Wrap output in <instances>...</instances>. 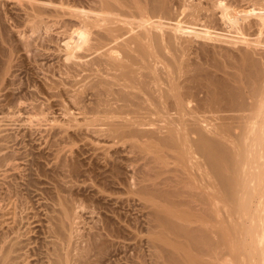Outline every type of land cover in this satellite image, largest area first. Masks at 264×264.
<instances>
[{
	"label": "bare ground",
	"instance_id": "obj_1",
	"mask_svg": "<svg viewBox=\"0 0 264 264\" xmlns=\"http://www.w3.org/2000/svg\"><path fill=\"white\" fill-rule=\"evenodd\" d=\"M38 1L40 2L38 4L36 2L35 5L39 6L37 9H41L38 12L42 9L52 8L49 9L50 14L53 12L55 14V16L51 15L52 17L64 16L62 19L65 24L60 21L64 27L66 24H71V28L70 25H67L66 29L69 27V30L64 31L70 32L68 36L65 35L67 37L63 41L66 52L65 60L68 58L69 61L77 60V76L83 74L82 78L79 77V79L81 78L80 81L78 80V91H74L75 95L72 93L76 96L78 92V98L72 97L76 100H74L75 102L78 101V106L74 101L72 103L78 107L79 115H82L81 120H84V123L87 122L84 125L89 129L95 128L94 132L102 133L107 136L106 138L110 137L115 141L118 140V142L123 139H130L132 141L129 140L131 149H134L135 152H141V156L145 154L149 158L147 162L149 160V164H151L148 169V163L141 157L147 163V165L143 164V166H147V171H150L151 166L157 168L155 172L152 167V171L154 169L155 173L153 177L156 176L157 178L149 185L151 175L150 181H147L148 184L144 182V187L142 186L139 188L140 191H136V194H141L139 197L143 196L144 200L154 205L153 218L164 229H168L167 231L182 232V235L179 233V235H175L179 238H183L185 235L183 239H186L184 241H187L194 248L192 250L197 247L202 252L203 250L205 252L210 251L211 248L213 250L216 245L213 246L212 244H217V249L220 245L226 248L225 245L229 244L227 243L229 240L231 243V235L234 236L233 231L236 232V229L239 230L237 232L239 241L238 238L236 239L238 242H243L247 233L250 235L255 231L256 239L250 238L251 235L248 236V240L251 239L249 244L251 243L252 247L250 245L251 249L247 247L249 252L246 248L244 249L245 253L247 252L245 256L244 251H241L239 246H236L237 243L233 242L237 247V252L240 250L238 253H234V250L231 251L234 253L231 255L233 259L226 258L228 252L225 251L226 254L223 257L228 259L227 261L224 258L222 261L219 254H217L219 257L216 258L215 255V258L216 261L220 259L217 264H237V262L240 264L239 257L243 256L245 261L247 260V263L244 261L243 264H264L262 257V255L264 256V235H261L264 234L262 232L264 231L262 229L264 226V208L262 206L260 208V204H264V0H195L196 2H193L194 0ZM55 2L58 5H55ZM66 16L70 19L69 21L65 20ZM216 20L231 28L232 30H230L234 31L232 33L237 37H232L230 30L228 32L231 39L230 36H228L229 39L227 37L224 39L221 34L220 37L217 36L219 35L215 33L217 31L214 32L216 36L213 35L209 31L213 27H207L208 23L205 22H211V24L214 22L215 25ZM198 21L206 24L205 26L201 23L205 26L202 27V30L193 28L195 22L201 26ZM182 22L186 25L188 22V25L183 26ZM185 37L211 41L212 43L218 42L220 47L221 44L238 45L241 49L235 48L236 54H234V47L231 48L233 54L230 53L231 55L227 57V53H225L220 60L214 55L212 62L208 61L211 64V66L209 65L210 68L213 67L211 69L214 70V73L210 72V74L204 70L205 68L202 69L198 62V64L195 62L196 65L187 64L186 61L189 60L186 59L187 56L184 54L186 52L180 43L182 40H179ZM224 50L228 52L229 49ZM229 52L231 51L229 50ZM183 57L186 61L183 60ZM189 63H193V61L191 62L190 59ZM73 64L75 65V63ZM202 64L205 65V63ZM190 72H192V76ZM215 72L220 73L221 76L214 77ZM187 74L190 75L187 79L189 84L198 85L207 93V101L205 102L210 108L204 106L206 110H203L205 113H202L209 112L213 116L199 115L198 113L202 108L196 113L194 108L189 107L191 105L188 106L189 102L184 100L188 96L182 97L179 80ZM181 81L183 82V79ZM69 123L71 122L69 121ZM146 156L143 157L146 159ZM146 174L148 177L150 176L145 173L144 177ZM166 174L167 177H165ZM163 175H165L164 178H160ZM159 178L160 181L157 180ZM156 202L163 204L158 205L157 203V206ZM230 207L231 211L233 208L237 209L235 212L240 210L239 215L242 212L243 214L248 213L245 214L247 215L245 217L248 218L247 222H249L246 225L243 224L246 220L241 217L244 215H238L239 221L242 222L241 218L244 220L242 223L240 222L245 226L244 230L246 228V231L243 232L246 233L243 234L244 240L240 238L242 235H239L242 230L234 226L238 221L235 220L236 223L231 221L230 215L227 218L225 214ZM262 211L263 213H261ZM223 212L227 218V224H230L231 221L230 226L235 228L230 227L232 234L227 237L229 231L221 229L222 225L217 222L220 220L216 221L214 218L220 225L218 231L221 233L222 230L226 236L224 233L219 234L216 231L218 235H221V238L224 235L222 240L227 237L224 242L225 245L220 244L222 240L219 242L221 238H218L217 233L213 232L215 230L212 232L216 234L214 236L218 239L219 244L217 242L205 243L208 240L213 241V236L210 235L212 233L209 234V231L207 234L206 231L205 235L201 231L200 236L199 234L196 236L192 232L196 233L197 227L196 231L189 229V225L174 227L176 225L174 223L172 225L171 221V218L177 217L184 220L185 223V221H189L183 219L185 216L192 217L194 215H200L197 216L200 218L220 216L222 219ZM249 212L251 213L249 214ZM233 218L236 219V216ZM199 229L205 231L202 226ZM161 232L163 233V231ZM177 236L175 237L177 238ZM209 236L212 240L207 238ZM164 238L166 239V237ZM162 243L164 242L162 241ZM261 243L263 247L260 246ZM205 244H210V246ZM242 244L244 245V243ZM204 245L207 246L208 250ZM11 246L10 249H13V244ZM203 246L204 249H202ZM208 246L211 248L209 249ZM7 247H4L6 251ZM10 249H8V253L12 251ZM209 251L207 253L212 254V258L208 256L209 259H213L215 250L210 251L211 253ZM166 252L168 251L165 249ZM216 252L218 253V250ZM241 252L243 256H241ZM169 254L171 258L168 256ZM169 254L167 256L170 259L175 257L171 256L172 252ZM4 255L0 254L1 258L7 259V255L2 257ZM255 256H257V260L260 258L261 261L254 260ZM173 260L176 261L175 258ZM2 261L7 263L8 260H1L0 264ZM188 261L190 262V260ZM65 262L66 259L64 260L62 257L55 264H65Z\"/></svg>",
	"mask_w": 264,
	"mask_h": 264
},
{
	"label": "rangeland",
	"instance_id": "obj_2",
	"mask_svg": "<svg viewBox=\"0 0 264 264\" xmlns=\"http://www.w3.org/2000/svg\"><path fill=\"white\" fill-rule=\"evenodd\" d=\"M36 2L38 4L40 1L0 0V254L4 255L5 253L7 255V259H3L0 256V261L8 260V264H55L58 259L63 257L64 260L66 259L65 264H217L220 259L222 261L229 257L233 259L231 258L233 257L231 256L233 253L231 251L234 250V253L240 252V250L237 252L238 246L241 251H244L245 256L247 252L245 253L244 249L246 248L247 250V247L250 249L252 247V244H249L251 239L248 240V236L251 235L250 238H257L255 231L254 235L247 233L246 236V233H243L246 231V228L244 230V225L249 223L247 222L248 218L245 217L247 216L245 214L248 213L243 214L242 212L244 216H241L242 214L239 215L240 210L235 212L237 209L233 208L231 211V207L227 209V212L225 210L227 218L230 215L229 219L231 221H238L234 226L242 230L239 235H245V240L244 236L240 237L243 238V242H238L239 236L237 232L239 230L233 231L235 238L232 236L230 227L232 228L233 226H230L232 224L230 220V224H227L228 221L226 222L227 218L224 212L222 219L219 215L220 219H217L219 217L211 214L214 217L209 215L211 218H207L204 215H202L204 216L203 218L197 217L200 215L185 216L183 219L189 220L185 221V223L184 220L177 217L171 218L172 225H176L174 227L189 225L188 228L195 231L197 227L200 232H192L193 235L196 234L197 236L201 231L202 234L204 232V235L206 231V234L208 231L209 234L212 233L210 235L211 237L213 236V241L208 240L205 243H218V239L214 236L216 234H213V232L217 231L221 234V229L229 231V234H226L227 237L232 234L230 238L232 241L230 243V240L228 242L226 240V242L231 244L230 246L227 243V245L224 244L227 237L222 240L225 235L224 232L222 238L221 235L219 236L216 233L218 238H221L219 242L222 240L220 244L223 243L222 245H225L230 251L224 246L221 247V245L217 249V244L212 243L213 246H216L211 250L210 244H205L209 245L211 252L215 250L213 259H211L212 254L209 255L207 253L209 251L206 248L207 246L204 245L208 250H206L207 252L203 250L205 253L197 247L198 252L196 248L192 250L194 248L187 241H184L186 239H183L185 235L183 238H179L175 234L180 231H176L177 233L174 232L175 230L167 231L168 229H164L153 218L154 205L144 200L143 196H141L143 199L139 197L141 194H136V191H140L141 189L139 188L144 187V182L148 184L151 179L150 185L157 178L156 176L153 177V174H155L154 166H151L149 172L147 171L151 164H149V160L147 162L149 158L143 154V156H146L145 159V157L141 156V152H135L134 149H131L132 141L130 139L120 140L119 143L118 140L115 141L110 137L106 138L107 136L102 133L94 132L95 128L89 129L84 125L87 122L84 123V120H81L82 115H79L78 107L72 103L76 99L75 97L78 96V92L74 96L76 94L74 91H78V80L80 81L83 74L80 75L79 73V77L82 76L79 79L77 76V60L74 61L72 59L74 62L72 60L69 61V58L67 59L68 61L65 60L66 52L63 41L70 32L64 31L69 30L71 24H66L64 27V16L59 17L56 15L57 17H52L51 15L55 16L53 11L50 14L52 8H49L50 10L46 8L48 11L45 9L48 13L44 9L40 11L42 13L38 12L41 9H37L39 6H35ZM193 2L196 1L194 0ZM55 5H58V3L55 2ZM65 20L69 21L70 19L66 16ZM60 21L64 24L60 23ZM218 22L216 20L215 25L213 24L214 22L212 24L211 22H205L208 23L207 27H213L209 30L213 35L217 33L219 34L217 36L220 37L221 34L224 39L228 38V36L231 39V35L232 37H237V35L233 34L234 31H231V28ZM195 23L193 28L196 30H202V27L206 26L202 21L198 23L201 26ZM201 23L205 24V26ZM182 24L187 26L188 22L187 25L183 22ZM217 24L219 26H216ZM67 25L70 26L66 29ZM229 30L231 35L228 32ZM65 35L67 36L65 37ZM179 40H182L180 43H182L181 45L186 52L184 54L187 58L185 55L184 57L189 61H186L184 57L183 60L188 65H194L195 62L196 64L199 63L198 65H201L202 69L205 68V71L212 74L214 70L211 69L213 67L210 68V63L214 59L213 57H219L218 59L220 60L225 53H227L228 57L234 52L236 54V49H241L238 45H230V47L227 44H221L220 47L218 42H214V44L211 41H203L197 38L189 39L185 37ZM223 48L229 49L231 52L229 50L227 52ZM231 48L233 50L236 48L233 53ZM189 58L193 63H189ZM208 61L211 62L209 63ZM202 63L207 65L205 66ZM219 74L215 72L214 77H220L221 75ZM189 77L190 75L187 74V76L179 80L182 97L188 96L184 100L187 103L189 102L188 106L191 105L189 107L194 108L196 113L202 108L200 113H198L199 115L205 117L213 116L209 112L204 114L205 112L203 111L206 110V106L210 108L205 102L207 101L206 91L198 85L189 84L187 81ZM182 79L184 84H182ZM75 103L78 106V101ZM141 157L148 163V169L146 168L147 166H143V164L147 165V163ZM152 167L154 168L153 171ZM145 173L152 174H149V177L146 174L147 177H144ZM151 175L152 178H150ZM164 176L160 178H164ZM141 177L143 178L141 179ZM165 177H167V174ZM145 178L148 179L145 180ZM160 178L157 180L160 181ZM140 180L144 181L141 182ZM157 180L156 182H158ZM157 203L158 205L163 204H159V202L155 204L157 205ZM263 205L260 204V208L261 206L264 208ZM234 215L236 219L233 218L235 217ZM238 215L246 220L245 222L241 218L242 222L244 221V225L239 221L240 217ZM214 218L216 221L220 220L217 222L222 225L221 233L218 231L220 225L217 224ZM225 222L228 227H226ZM199 226H202L205 231L200 230ZM232 229L235 228L233 227ZM262 229L264 230V226ZM170 231L172 232L170 233ZM261 235L263 236L264 234ZM211 237L207 238L212 240ZM167 240L170 242L169 244ZM233 242L237 243V247ZM240 243L241 245H239ZM12 244L13 249H10ZM263 245L262 243L260 244L262 247ZM3 246H8L7 251H9L8 249L12 251L8 253ZM204 246L202 249H204ZM165 249L168 252L165 253ZM161 251L162 253H160ZM210 251L209 253H211ZM224 251L228 253L226 254ZM171 252L173 253L171 256H175L176 261L173 260L174 258L170 259L169 253ZM167 254H169L170 258ZM217 254L221 256L218 261H216V258L219 257ZM5 255L2 257H5ZM215 255L217 256L216 258ZM60 256L61 258H59ZM166 256L169 261H167ZM208 256H211V258L209 259ZM241 256H243V253ZM9 257L11 259H8ZM256 257L254 260L259 261L260 258L258 257L259 260H257ZM262 257L264 258L263 255ZM241 258L239 257V262L243 264L245 257L242 259L243 261L240 260ZM246 261L245 263H247ZM2 262L1 264H7Z\"/></svg>",
	"mask_w": 264,
	"mask_h": 264
}]
</instances>
